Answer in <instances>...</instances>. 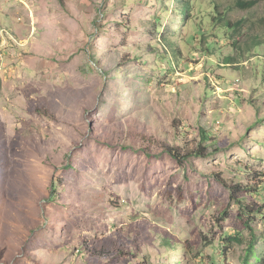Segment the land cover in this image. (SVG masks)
Listing matches in <instances>:
<instances>
[{"label":"rangeland","instance_id":"rangeland-1","mask_svg":"<svg viewBox=\"0 0 264 264\" xmlns=\"http://www.w3.org/2000/svg\"><path fill=\"white\" fill-rule=\"evenodd\" d=\"M193 1L0 0V264H262L264 0Z\"/></svg>","mask_w":264,"mask_h":264},{"label":"trees","instance_id":"trees-1","mask_svg":"<svg viewBox=\"0 0 264 264\" xmlns=\"http://www.w3.org/2000/svg\"><path fill=\"white\" fill-rule=\"evenodd\" d=\"M180 5L182 6V14H185V22H191L195 20L196 16V11L197 8L199 7L198 11L201 15L205 14L201 18V22L197 25L196 29V36L198 38V43L199 46L200 44H204L206 46V51H212V53L215 55V52L218 50H212L210 47L207 46L208 41L213 39V40H218L222 38L230 37L234 39V36L239 34L240 30L243 29V21H238L236 23L232 22L230 19H228L226 13H221L219 11V7L215 5L214 7H210L209 9L202 10L201 4H198V1H193V0H178ZM260 0H253L248 3H244L241 5V1L238 3L239 7L245 10H250L254 8ZM208 25V27H207ZM228 40V39H227ZM168 47L173 50V48H176L175 43L172 40L166 41ZM257 44H254V50L255 55L257 56L260 50H258V47H260ZM233 46H237V42L234 40ZM239 53L238 56L240 58H243V55L246 53H249L251 50L250 49H238ZM174 53V52H173ZM226 63L228 65H232L237 63V59L235 57H227ZM207 135H203V138L206 139ZM165 151L179 164H185L187 161H190L192 157H207L209 155L208 153V147L203 144L199 143L197 147L194 150H190L187 152L183 151V148L178 147V146H167L164 148ZM247 191L246 187H243L242 185H236L235 187L231 188V195H232V200L237 202V203H243V200L240 198V194ZM260 196L264 199V193L263 191H260ZM246 214H263L264 215V206L263 207H257L255 209H252L251 212H248L246 209H244ZM246 216V215H245ZM227 217V216H226ZM247 226H249V223H245ZM237 240V239H235ZM239 241V240H238ZM232 243V238L227 239V244ZM253 251V250H252ZM251 249L248 250L249 253L252 252ZM249 263V262H248ZM247 263V264H248ZM250 264V263H249ZM262 264H264V260L262 259Z\"/></svg>","mask_w":264,"mask_h":264}]
</instances>
